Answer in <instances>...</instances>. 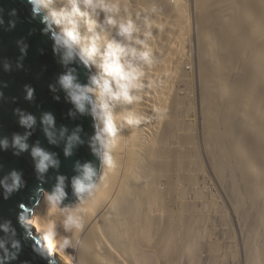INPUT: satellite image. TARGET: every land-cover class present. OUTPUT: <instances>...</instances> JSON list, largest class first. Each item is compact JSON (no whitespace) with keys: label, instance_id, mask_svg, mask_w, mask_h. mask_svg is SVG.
Instances as JSON below:
<instances>
[{"label":"bare ground","instance_id":"obj_1","mask_svg":"<svg viewBox=\"0 0 264 264\" xmlns=\"http://www.w3.org/2000/svg\"><path fill=\"white\" fill-rule=\"evenodd\" d=\"M41 1L56 14L63 31L88 53L103 78L102 83L91 86L90 91L92 96L105 107L110 128L109 156L100 192L85 203L65 207L59 206L56 198L47 193L49 197L46 196V200L39 207L40 216L37 213L29 220L35 225L38 235L46 239L47 250L62 264H214L215 258L220 255H215L218 248L213 244L211 237L213 230L211 221L217 219V209L220 205L218 206L211 199L212 197H207L205 193L204 196L202 194L204 190L200 189L198 194L201 198L208 199L210 208L204 211L197 208V205L191 202L193 200L188 201V198L184 197L183 187H179L183 178L181 172L177 168L171 171L167 169L169 161L174 163L186 161V166H194L199 171L202 170L205 161L203 162L200 156L199 148L192 149L194 146L191 145L190 125L182 126L181 122L177 127L178 131L176 129L173 133L171 130L173 125L162 123L166 120L165 111L169 109L167 101H171L169 99L176 89L171 87L173 84L169 85V80L175 81L173 75H176L174 73L177 71L180 74L179 69L186 72L182 65L187 59L184 48L189 40L190 26L186 0H162L165 16L170 18L163 20L164 22L160 19L158 23H156L157 16L155 20H150L151 22L147 19L148 9L155 0H110L108 2L112 6L110 14L106 2L102 0ZM192 2L195 12L200 13L201 16L199 21L197 19L201 26L197 37L195 36V40L199 42L197 47L204 51V60H208L209 55L216 51L220 59L218 67H207L208 65L202 63L204 66L200 67L202 72L198 71L200 74L207 73L208 77L205 76L208 81H216L212 85L204 80H200L199 83L203 89L200 98L202 97L203 103L209 105L205 114L202 112L206 122L203 130L207 131L208 128L216 130L218 126L216 124L220 121L228 128L223 133L217 134V139L214 141L208 137L209 135L205 138L202 136L204 151L213 168L218 170V175L228 191V197L234 202L232 204L241 206L244 197L241 193L251 196L252 204L256 201L255 197L260 195L262 207L257 213L254 212L257 215L254 222L245 210L243 214L242 211L240 212L246 221L251 219V222L255 223L254 228L250 229L241 225V230L246 233V242L250 239V234L253 235L251 243L254 246H250V250L254 251L255 259L259 262L262 258L257 244L258 238L263 237L264 242V194L262 193L264 139L260 138L264 127L260 124V116L256 115L257 119L255 117L254 121H251L250 117L251 107H253L252 111L259 115L258 102H264V41L260 51L258 47L252 46L256 47L252 54L254 61L252 72L250 66L245 65L241 59L246 54L250 41L257 42L261 33L264 37V0H193ZM225 6L231 13L227 20H224L221 14ZM122 10H125L127 18L122 14ZM116 14L125 21L143 17L140 22L144 25V29L149 28L153 34L155 32L152 30L155 27L159 36L147 32L138 36L134 25L127 26L126 29L131 33L129 39L136 43L127 51L129 58L126 60H129H125V63L124 60L121 61V55L123 50L127 49L125 42L127 36L121 32L119 36L115 35L119 29L111 27L114 22L112 18ZM260 19L262 25L259 24ZM172 23L173 27L170 28L169 25ZM223 23H226L225 29L222 27ZM113 29L117 31L113 32ZM169 33H172L171 36ZM160 44L161 46H158ZM157 49L159 51L154 55ZM131 51L137 53L140 60L146 58V67L155 69L158 76L152 77L153 74L150 76L151 70L137 71L134 67L131 69L136 72H128L124 64L128 62L130 65H136ZM232 54L236 56L238 63H236L237 69L232 71L234 74L230 75ZM171 65L174 69L173 78L168 79L164 72L166 73ZM137 67L142 69V66ZM109 68L111 75L107 72ZM177 76L179 78V75ZM205 76L203 75L204 78ZM146 81L148 85L145 83L143 85L142 82ZM257 81L261 82L259 101L253 95ZM187 87L189 88V85ZM144 96H150L151 99L146 102L142 99ZM219 99L229 105L228 108L223 107V112L213 110ZM150 102L152 105L149 104ZM111 103H115V106L112 107ZM150 105L151 108L148 109ZM149 110L153 113H150L152 114L150 123L159 129L156 133L154 131L155 137L151 134L147 138L149 134L145 129L151 124L147 125L145 120L148 114L146 111ZM146 121L149 122L148 119ZM248 124H251L249 128L255 136V143L251 146L255 149L251 150L244 149L246 145L242 144L240 138L243 134L236 136L234 129L248 128ZM162 125L166 127L161 129ZM191 130L194 132L193 129ZM205 134L207 135L206 132ZM232 137L238 138L234 147L229 145ZM212 145L215 148H212ZM166 146H170L169 150L172 149L175 153L174 157L170 155V160L166 158L167 155L165 156L168 152L165 150ZM243 150L247 152L246 159L242 158ZM227 152L233 156L234 178L227 164ZM217 155H219L217 159L220 158L219 161L222 163L220 165L216 163ZM198 175L195 174L192 180L195 188ZM251 180L253 185L249 187L247 184ZM185 182L187 184V181ZM237 189L241 193L237 194ZM234 208L238 207L234 206Z\"/></svg>","mask_w":264,"mask_h":264},{"label":"water","instance_id":"obj_2","mask_svg":"<svg viewBox=\"0 0 264 264\" xmlns=\"http://www.w3.org/2000/svg\"><path fill=\"white\" fill-rule=\"evenodd\" d=\"M102 77L41 0H0V264H62L29 222L100 192L109 156Z\"/></svg>","mask_w":264,"mask_h":264},{"label":"rangeland","instance_id":"obj_3","mask_svg":"<svg viewBox=\"0 0 264 264\" xmlns=\"http://www.w3.org/2000/svg\"><path fill=\"white\" fill-rule=\"evenodd\" d=\"M109 1L110 0H102V2H106V6L107 7L106 6L105 7L107 8V11H109V13L106 11L108 14L111 13L110 12V7H112L111 5H109L110 3L108 4ZM192 1L193 0H186L187 6H188L187 14L189 16L188 17V20L190 21V26L192 25L191 26L192 28H190V26H189V32H188V39L189 40H188V43H187L186 48H184L185 49V52H184L185 53V58H187V59H186V62L183 60L184 62H183L182 65H183L184 70H186V72L185 71L182 72L181 69H179L180 74H178L179 73L178 71L175 72L174 74H176V75H173L174 76V78H173L172 74L174 72L173 71L174 69H173V66L172 65L170 66V68L167 70L166 73L164 72V74H166V76L169 77L168 79H170V78L175 79V81L174 80H169V83L170 84L169 83L168 84L170 86L173 84L171 87L172 88H176V89L174 90V93H173L174 95L171 96L172 99H171V97H170V99L168 98L171 101H167L166 100L167 102H169V104L167 103L169 105L168 106L169 109H167L165 111L166 114H164V115H166V116H164V117H165L166 120L163 119L164 122H162V123L164 125L167 122V123H170L171 125H173L172 128H171V130H173V133H175L174 130L177 129V127L180 125L179 123H181V122H182V124H181L182 126H185L187 124L190 125V127H191L190 128V132L192 133L191 134L192 135V137H191L192 144L191 145L194 146V147H192V149L193 148H196V147H197V149L199 148V150L201 151L200 152V156L202 157L203 162L204 161L205 162L202 165V170H199V171H197V169L194 168V166H186V163H187L186 161L185 162L180 161L179 163H174V162L169 161V164L167 166V169H169L171 171V169L177 168V170H179L181 172L183 178H181L182 180H180V185H183V186H180L179 185V187L180 188L183 187L182 189H183V195H184V197L185 198H188L187 199L188 201L193 200L191 202L195 203L197 205V208L202 209L204 211L205 209L207 210V208L210 206L209 203L207 202L208 199H205L204 197H202L203 198L202 199L200 197V194H198L199 193L198 190L200 191V189L204 190V191H202V194L203 195L205 193L207 197H209V198L212 197L211 199H213L217 203L218 206L220 205L219 208L217 209V213H218L217 219H213L211 221V228L213 229L212 230V234H211L212 236L211 237L213 238V242H214L213 244L218 248L217 252H215V255L216 256L217 255L218 256L220 255L219 257H216L215 258L214 264H219V263L220 264H248V263L249 264H261V263L264 264V246H263L264 245V242H263V237L260 236L258 238V243L257 244H258V247L260 248L259 251L261 252V258H262V260L258 262V259H255L256 258V255L254 254V251L252 252L250 250V246H252V247L254 246L253 243H251V241L253 239V235L250 234V239H248V242H246L245 241V239H247L245 237L246 233H245L244 230H241V225L247 226L248 229L254 228L255 223H253V222L255 221L254 219H256V217H257V215L254 214V212L257 213V210L261 209V207H262L261 206L262 203H261L260 195H257L255 197V200L256 201H255L254 204H252V201L250 199L251 196L247 195L246 193H241L239 191V189H237V192L236 193L237 194L241 193L242 196H244V197L242 199L241 206H236V205L232 204L234 202H232V200L228 197V191L226 189V186L221 181L222 179L218 175V170L216 168H213L212 163L209 162V159L207 157V154L204 151L205 149L203 147L204 146L203 139L205 138V136H208L209 135L208 137L211 140L214 141L215 139H217V136H216L217 134L223 133L228 128H227V125L226 124H225L226 126H224V122H221L220 121V123L218 122L216 124V126L217 125L219 126V127L217 126V129L216 130L213 129V128H208L207 131H204L203 130L204 129V126H206V124H205L206 122H204L205 121L204 120V117L205 116H203V115L205 114V111L208 109L209 105H207L206 103H203L202 102L203 101L202 100V97L200 98L203 89L200 87L199 83H200V80H204V82L209 83V85H212V84H215L216 81L215 80H211V79H210L211 81H208L207 80V77H208V74L207 73H203V74H200L199 73V72H202L200 70V67H204L203 64L205 66L208 65L207 67H209V66H211V67H218L219 66V63H220L219 62L220 59L218 58V56H217L218 52L216 51V52H213L212 54L209 55L208 60H206V59L204 60V57H203L204 56L203 55L204 51L199 50L200 48L197 47L198 44H199V42L197 40H195L196 39L195 36L198 34L197 32H199L201 30V26H199L200 25V22L198 23L199 17H201V16H200V13L195 12L196 9L194 8ZM215 1H218V0H215ZM162 4H163L162 3V0H155L153 2V4L150 6V9H148V14H147L148 15V18L147 19H148L149 22H151L150 20H155L156 19V16H157L156 23H158V20H160V19H162L160 21L164 22L163 20H166L167 18H170V17L165 16L166 13L164 11V8H163V5ZM103 6L104 5H102V7ZM225 7L223 9L224 11L223 10H222L223 12L221 11V14H223V17L222 18L224 20H227L230 17V14L231 13H229V12H230V9L231 8L229 7V5H228V7L230 8L229 10H228V7L227 6H225ZM122 11H123L122 14H124V17L127 18L128 15H126V13L124 12L125 10H122ZM93 12H94V10H93ZM96 15H97V13H96ZM151 17L153 19H151ZM142 18L143 17H141L140 19L139 18H135V20H132V21H125V19L123 20V17H119L117 14L112 18L114 22H113V26H111V27H115V28L119 29L118 32L115 35L118 34L117 36H119V33L121 32V33H125L126 34L125 36H127V38L125 40V42L127 44V49H124L123 50V53L121 55L122 56V58H121L122 60L121 61L124 60V63H125V60L127 58H129L128 57L129 56V52H127V51L131 50L132 47L136 43L134 40L129 39V36L131 35V33H129V31L126 29L127 26H129L131 24L134 25L135 33L138 36H140L142 33L143 34H146V32H147V34H152L150 32L151 30L149 28H146L145 27V29H144V25L141 24V22H140V20ZM197 19H198V21H197ZM259 24L262 25V20L261 19L259 20ZM172 25H173V23L171 25H169L170 28H171ZM198 26L200 28H198ZM208 26H209V28L211 27L210 24ZM222 27H223V29H225L226 28V23H223L222 24ZM261 28H262V26H261ZM117 29H113V32L117 31ZM155 29L156 28L154 27V29H153L154 31L152 30V32H155V33H153L154 36L157 35V29L156 30ZM198 29H199V31H198ZM143 30H145V32H143ZM190 31H191V33H190ZM167 34H168V32H167ZM171 34H170V36H171ZM163 35H164V33L162 34V37H163ZM261 35H260L261 38L259 37V40L257 42L254 43V41H250V45L248 46V48H250V49L247 48L248 51L246 50V54L241 59V61L244 62L245 65H248V67L250 66L249 67L250 70H251V68L253 69V67H254V61H252L253 60L252 54L254 52V48L258 47V51H260L262 49V47H263V41H264L263 39H264V37H263V34L262 33H261ZM163 41H165V43L167 42L166 40H163ZM160 43H161V41H160ZM158 46H161V44L158 45ZM252 46H256V47L253 48ZM135 48H137V47H135ZM158 49L154 51V55L157 54V51H159ZM131 52H132V54L134 56L136 65H134V66L133 65H130L128 62H127L128 63V66L126 65L127 63L124 64L126 66L128 72L129 71H133V72L135 71L136 72V70H132L131 69V67H134V68L137 69V71L138 70H140V71H146V70H149L150 71L151 70V72H149V75L150 76H152V74H153L152 77H154L155 75L158 76L157 75L158 73L156 74L155 69H149V68L146 67V65H145V59L146 58H143V59L140 60V56L137 53H134L133 51H131ZM234 55H235V52H234ZM234 55L233 54L231 55L232 61L230 63V66L231 67L229 68V70H231V72L232 71H235V69H237L236 68L237 67L236 66V63H238V59H235L236 56H234ZM213 58H215V59H213ZM128 60H126V61H128ZM200 63L201 64L203 63V64L201 65ZM138 65L139 66H142V69L140 67H137ZM199 65H201V66H199ZM168 66L166 68H168ZM197 68H198V70H197ZM231 68H234V69H231ZM169 72L170 73L172 72V73L170 74ZM251 72H252V70H251ZM186 73H187V77H186ZM188 73H189V75H188ZM232 74H234V73L233 72L230 73V75H232ZM130 75H131V73H130ZM177 75H179V78H177L178 77ZM203 75L204 76L206 75L207 77L205 76V78H204ZM175 76H176V78H175ZM183 77H185L186 79L183 78ZM180 78H182V80ZM171 81H172V83H171ZM258 82L259 81H257V83ZM144 83L146 85H148L147 84V81L146 82H142L143 85H144ZM257 83H256V87H255V90H254V94L253 95L259 101V97H260V93H261V82H259L260 84L259 83L257 84ZM188 85H189V88L187 87ZM172 88H171V90H172ZM221 89H223V88H221ZM144 93H146L145 90H144ZM171 93H172V91H171ZM142 99L145 100L146 102H148L151 98H150V96L149 97L144 96V98L142 97ZM220 100L221 99H219V102H217V104H215V106L213 108L214 111L221 112L222 109H223V107H226L227 106V108H228L229 105H226V102H223L222 103ZM171 102H173V103L176 102V103L173 104ZM149 104L152 105V102H150ZM176 104H178L179 106L176 105ZM151 105L148 106L149 107L148 109L151 108ZM171 105H172V107H171ZM258 106L260 107V113H259V115L256 114L254 111H252L253 107H251V113L252 114H251V117L250 118H251V121H254L256 115H257V117L260 116L259 117L260 118V124L264 127V119H263L264 118V116H263L264 113H262V112H264V102H261V103L258 102ZM182 111H184V112L182 113ZM202 112H204V114ZM150 113H152L150 110L149 111H146V114L149 115V116L146 115L147 119L149 120V122L146 121L147 119L145 120V123H147V125H150L151 124L150 123V119L152 118L151 115L153 113L152 114H150ZM257 117H256V119H257ZM176 121H177L178 124L176 123ZM151 125L150 126H147L148 127V130L149 131L151 130V132H149L147 130V127L145 129L146 132H148V134H149V135H147V138L151 134H153V135H151L152 137H155L154 131L156 133V130L159 129V128L156 129V126H154V125L151 126ZM163 125H162V128L161 129H163V127L164 128L166 127V126H163ZM248 125H249V126H247L248 128L251 127V124H248ZM248 128H246V127H244V128L235 127L234 128L236 130V136H237V134H243L242 137H240V138L242 139L241 140L242 144L246 145V147L244 148L245 150L255 149V147H251L255 143V140H254L255 139V136H253L254 133L251 131V128H249L250 130ZM191 129H193L194 132H192ZM177 131H178V129H177ZM205 132L207 133V135L205 134ZM211 135H213V136H211ZM262 135L264 136V132L263 131H261V134H260L261 140L264 139V137ZM193 137H194V139H193ZM237 141H238V138L237 137H232V139H231V141L229 143L230 147L231 146L234 147L235 144H236L235 142H237ZM212 144H214V143H212ZM214 145H212L211 147L212 148H215ZM169 148H170V146L169 147L166 146V149L165 150H167L168 152H167V154H165V156L167 155L166 158L167 159L169 158V160H170V158L172 156L173 157L175 156V153H174V151L172 149L169 150ZM245 150H243L242 153H241L243 159H246V157H247V152H245ZM201 153H202V155H201ZM203 154L205 155V158H204V155ZM226 154H227L226 157L228 158L227 159L228 160L227 161V164H228V167H229L230 172L232 174L231 176L234 178L233 156H232V154L230 152H227ZM170 155H171V157H170ZM217 157H219V155L216 156V159H217ZM219 159L216 160V161H218V162H216V163H218V165H220V163H221V161H219ZM204 164H205V167H204ZM172 172H173V170H172ZM192 174H193V176H192ZM195 174H199L197 176V179H196V182L198 184V185L195 184L196 188L192 185L193 184L192 180H193V177H194ZM183 179H184V181H183ZM237 179L239 180V176L237 177ZM172 180H173V178H172ZM185 181H187V184H185L186 183ZM248 182L249 183L247 185H249V187H252V185H253V183H251L252 180L251 181H248ZM188 183H189V186H188ZM199 184H200V186H199ZM185 185H187L188 189H187V187L185 188ZM189 187H191L192 189H190ZM238 188H239V185H238ZM247 191H249V190H247ZM195 193H197V194H195ZM262 193L264 194V181L262 182ZM48 195L51 196L50 194H48ZM49 196H47V197H49ZM234 206L235 207H238V208H234ZM244 210L247 212V214H249L250 218L252 217L251 219H252L253 222H251V219H249V221H246V219L242 215L243 212H244ZM39 212H40V210H38V212H37L38 215L40 216V213ZM240 212L242 214H240Z\"/></svg>","mask_w":264,"mask_h":264},{"label":"clouds","instance_id":"obj_4","mask_svg":"<svg viewBox=\"0 0 264 264\" xmlns=\"http://www.w3.org/2000/svg\"><path fill=\"white\" fill-rule=\"evenodd\" d=\"M108 72V74H109V72L111 73V70H110V68H109V70L107 71ZM103 79V78H102ZM105 83H106V81H104ZM123 83H124V81H122ZM93 86V85H92ZM114 100H116V99H114ZM113 100V102H115ZM118 103H119V101H118ZM112 104V107H114L115 106V103H111ZM118 107H120L121 108V105L120 104H118ZM49 194V193H48ZM51 195V194H50ZM52 196V195H51ZM54 197V196H53ZM29 221V220H28ZM33 224V223H32Z\"/></svg>","mask_w":264,"mask_h":264},{"label":"built area","instance_id":"obj_5","mask_svg":"<svg viewBox=\"0 0 264 264\" xmlns=\"http://www.w3.org/2000/svg\"><path fill=\"white\" fill-rule=\"evenodd\" d=\"M109 75H111V73L109 72Z\"/></svg>","mask_w":264,"mask_h":264}]
</instances>
